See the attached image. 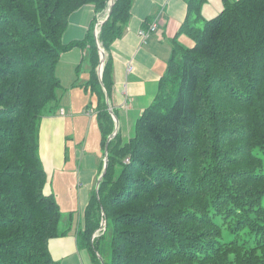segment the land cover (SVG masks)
<instances>
[{"label":"trees","instance_id":"16d2710c","mask_svg":"<svg viewBox=\"0 0 264 264\" xmlns=\"http://www.w3.org/2000/svg\"><path fill=\"white\" fill-rule=\"evenodd\" d=\"M222 1L200 28L193 22L201 0H189L179 33L192 45L173 39L133 137L123 142L116 133L108 142L82 231L94 264H264V0ZM109 2L0 0V264H58L48 242L68 231L60 229L54 195L44 192L39 156L41 118L57 102L63 51L88 44L103 148L114 130L105 99L113 85L109 51L133 0H114L100 27L101 84L93 29ZM85 4L98 14L92 28L83 40L63 43L70 14ZM101 212L105 229L92 239Z\"/></svg>","mask_w":264,"mask_h":264},{"label":"crops","instance_id":"0c3cea01","mask_svg":"<svg viewBox=\"0 0 264 264\" xmlns=\"http://www.w3.org/2000/svg\"><path fill=\"white\" fill-rule=\"evenodd\" d=\"M189 4V0H133L125 31L110 46L113 85L108 101L123 142L133 137L137 119L154 100L172 52L173 39L184 46L192 45L186 33H179ZM96 15L93 4L73 11L62 35L63 43L83 40ZM105 15H99L98 22ZM200 19L193 25L197 26ZM98 22L94 25V35ZM152 22H156V29L142 38L139 31L147 29ZM85 47L74 46L60 54L55 68L60 81L57 102L43 114L39 130L44 169L53 164L51 172L57 170L69 175L75 198L74 207L66 213L61 210V198L57 193L62 183H56L57 192L44 186V192L53 194L60 212L67 215L60 229L68 231L48 242L50 253L58 264H94L83 242L82 231L86 207L96 192L103 170L104 148L96 120L97 98L88 85L91 66ZM67 161L72 164L65 171Z\"/></svg>","mask_w":264,"mask_h":264},{"label":"rangeland","instance_id":"374dc122","mask_svg":"<svg viewBox=\"0 0 264 264\" xmlns=\"http://www.w3.org/2000/svg\"><path fill=\"white\" fill-rule=\"evenodd\" d=\"M223 7H224V3L222 0H201L200 9H199L201 19L198 22L197 26H199L201 28L203 26L204 21L212 18L214 15L219 13L223 9ZM192 43H193V41H191V44ZM39 146H40V144H39ZM86 153H89V152L86 151ZM39 156H40V158L43 162V165H44V160L42 159V157L40 155V149H39ZM71 164H72V162L67 161L64 170L66 171L67 168ZM51 165H53V164L47 165L46 170H45L46 176H47V182H46L45 186L47 188L52 189L53 191L55 190V192H57L56 183L57 182L62 183L60 190L57 193L60 195V198H61V200H60L61 210H65V212L68 213L67 211H70V208H73L74 204H75V198L73 196L71 186H70L69 175H64L62 173H59L57 170H54L51 172L50 171ZM61 215H62V217H61L60 224H63V220L67 217V215H64L62 212H61ZM99 250L102 253V255L104 256V258L105 257L108 258V256H106V251H109L108 248L106 250L105 248H102L100 245Z\"/></svg>","mask_w":264,"mask_h":264},{"label":"water","instance_id":"95a60500","mask_svg":"<svg viewBox=\"0 0 264 264\" xmlns=\"http://www.w3.org/2000/svg\"><path fill=\"white\" fill-rule=\"evenodd\" d=\"M109 3H110V5H109V8H108V10H107L106 16H105V18H104L103 20H101V21L98 22L97 27H98L99 25H102V23H103V22L109 17L110 12H111V7H112V5H113V3H114V0H110ZM95 38H96V43H97V45H98V47H99L98 49H99V56H100V62H99V65H98V67H97V74H98L99 80H100V82H101V84H102V72H103V67H104V64H105V51H104V49L100 46V43H99V41H98V35H97V32H95ZM104 90H105V89H104ZM105 99H106V102H107V105H108V110H109L110 114L112 115V117H113V119H114L115 125H114V130H113V132L109 135V137H108V139H107V141H106L105 147H104V165H103L102 173L100 174V176H99V178H98V180H97L96 190L98 189L99 183H100V181H101V179H102V177H103V175H104V173H105V171H106V168H107V161H108V158H107L108 142H109L110 139H112V138L116 135V133H117L116 123H118V122H117V118H116V116L114 115V112H113L112 108L109 106V101H108L109 97H108L107 93L105 94Z\"/></svg>","mask_w":264,"mask_h":264},{"label":"built area","instance_id":"2783aa9c","mask_svg":"<svg viewBox=\"0 0 264 264\" xmlns=\"http://www.w3.org/2000/svg\"><path fill=\"white\" fill-rule=\"evenodd\" d=\"M154 29H155V24L149 26L148 29H141L139 31V34H140V36L142 38H145V37H147L150 34L151 31H154ZM103 230H104V227L103 226L102 227H99L96 230V232L94 233V236H97V235L101 234Z\"/></svg>","mask_w":264,"mask_h":264},{"label":"bare ground","instance_id":"6f19581e","mask_svg":"<svg viewBox=\"0 0 264 264\" xmlns=\"http://www.w3.org/2000/svg\"><path fill=\"white\" fill-rule=\"evenodd\" d=\"M153 24H155V28H156V22H152L149 26H151V25H153ZM148 26V27H149ZM148 29V28H147Z\"/></svg>","mask_w":264,"mask_h":264}]
</instances>
